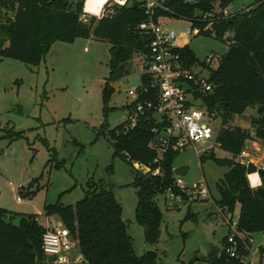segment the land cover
<instances>
[{
	"label": "rangeland",
	"instance_id": "obj_1",
	"mask_svg": "<svg viewBox=\"0 0 264 264\" xmlns=\"http://www.w3.org/2000/svg\"><path fill=\"white\" fill-rule=\"evenodd\" d=\"M257 1L232 0L225 8L238 13ZM213 8L224 9L218 3ZM10 17L5 13L1 22ZM161 24L178 37L191 29L190 22L181 18L164 17ZM207 29L212 37L192 35L187 46L198 61L209 52L225 53L234 36V31L228 30L215 39L213 24ZM109 49V43L92 37L54 43L38 66L0 58V210L8 213L7 222L17 224L19 216H37L35 222L51 228L52 222L60 219L45 215L46 206L57 202L74 205L92 188L112 189L137 256L151 251L163 264H206L203 258L212 249L219 251L227 235L214 200L220 197L216 184L229 170L208 155L212 152L216 158L227 160L233 157L219 147L198 154L208 146L202 143L177 152L172 168L188 167V173L178 179L187 188L204 181L209 195L192 202H181L169 193L157 195L159 234L154 244H147L144 230L134 217L137 189L133 183L143 169L136 171L133 162L113 157L108 139V132L125 121L127 105L133 101L128 91L141 85L143 62L136 54L124 65L125 73L113 82L108 110L104 111L101 93L109 77ZM254 109L234 116L229 126L246 128L256 114ZM213 122L211 129L221 130L217 116ZM16 133L22 137L17 138ZM233 160L240 162L237 156ZM11 216L14 219H9ZM252 236L245 264H264V236ZM42 263L55 264L45 256ZM69 264L86 263L73 260Z\"/></svg>",
	"mask_w": 264,
	"mask_h": 264
},
{
	"label": "trees",
	"instance_id": "obj_2",
	"mask_svg": "<svg viewBox=\"0 0 264 264\" xmlns=\"http://www.w3.org/2000/svg\"><path fill=\"white\" fill-rule=\"evenodd\" d=\"M77 1V3H75ZM138 8L131 6L114 7L112 15L100 19L90 17L89 23L79 21L84 0H0V58L12 59L28 66H38L56 42L72 43L76 39L95 38L110 44L108 63L109 77L102 89L104 111L113 88L110 83L125 73V64L134 55H145L149 39L140 34L137 27L147 20L142 2ZM161 8H155L152 20L175 17L187 20L191 29H198V35L212 37L208 23L197 20L200 15L210 12L214 5L225 8L232 0H160ZM254 8L233 14L230 20L213 23L214 37L218 39L228 30L234 31L218 68L212 72V91L201 96V102L210 114L220 119L221 130L216 142L224 152L238 156L248 140L250 131L229 126L234 116L242 115L248 107H259L258 119L254 124V135L264 142V0L254 3ZM5 13L11 17L1 22ZM182 54L191 62L197 61L188 47ZM251 67L256 71L253 74ZM149 77L141 76V84L148 83ZM153 91L142 94L138 101L151 100ZM153 121L142 120L135 128L124 132L122 125L108 132L113 148V157L126 162H138L151 166L157 154L153 149ZM17 138L22 137L16 133ZM177 152L164 154L160 176L135 177L133 186L137 189L135 221L144 230L147 244H154L159 234L161 213L154 201L157 195L180 194L174 185L172 163ZM218 166L229 170L216 187L219 199L215 205L230 213L238 207V230L252 235H264V169L252 164L244 165L233 159H218L211 152L208 155ZM56 168H59L57 166ZM257 173L261 186L249 187L247 175ZM185 198V196H183ZM122 207L112 190L92 188L84 198L74 205L63 206L59 202L46 206L48 216L55 215L77 241L78 251L86 264H163L155 252L141 256L134 253L126 225L121 218ZM8 213L0 210V264H43L45 256L41 250V238L45 228L34 221L37 216H19L17 224L6 221ZM11 216L9 219H14ZM225 244V238L222 245ZM262 254L263 248H259ZM240 259H230L223 250L212 249L203 258L206 264H243L241 258L249 252L240 246Z\"/></svg>",
	"mask_w": 264,
	"mask_h": 264
},
{
	"label": "built area",
	"instance_id": "obj_3",
	"mask_svg": "<svg viewBox=\"0 0 264 264\" xmlns=\"http://www.w3.org/2000/svg\"><path fill=\"white\" fill-rule=\"evenodd\" d=\"M86 1L79 21L87 24L89 17L101 18L105 15H112L114 7L131 6V0H95L98 3L94 10H86ZM147 20L140 23L137 30L140 34L149 39L148 50L145 55H140L143 62L144 75L148 76V83L140 85L136 90H129L128 95L133 101L127 105V115L122 130L127 132L142 121H153L154 135L153 149L157 157L153 164L156 166H144L133 162L135 170L143 169L144 176H160V162L167 152H180L187 145L198 143L208 144L207 148L197 153H207L215 147H219L216 138L219 133L211 129L215 114L207 112L201 102V96H206L212 91L210 76L214 72L224 53L209 52L202 61L191 62L182 54V49L188 46L192 35H198V29H190L180 37L175 32L167 29L160 23L161 18L152 20L155 8H161L160 0H140ZM138 2V1H137ZM233 14L228 7L220 10L213 8L210 12L200 15L197 19L208 24L219 21L230 20ZM232 44V41L229 42ZM139 91L146 94L153 91V98L143 102L138 101ZM214 126V125H213ZM214 128V127H213ZM253 136V135H252ZM215 141L213 146L211 141ZM241 164L248 165L246 160L247 152L243 149L237 156ZM175 177L174 185L179 189L180 194L168 192L174 199L181 202H192L203 200L208 197V189L202 181L187 188L178 177ZM185 196V198L183 197ZM21 202V198H16ZM219 215L227 227L225 244L221 250L230 259H240L238 251L242 249L250 252L253 238L251 235L238 230V213H230L219 209ZM41 238V250L46 258L51 259L55 264H69L83 261L78 251L77 241L70 235L69 230L60 222H52V227H45ZM245 258L241 261L245 264Z\"/></svg>",
	"mask_w": 264,
	"mask_h": 264
},
{
	"label": "crops",
	"instance_id": "obj_4",
	"mask_svg": "<svg viewBox=\"0 0 264 264\" xmlns=\"http://www.w3.org/2000/svg\"><path fill=\"white\" fill-rule=\"evenodd\" d=\"M254 4L246 7L244 10L240 11V12H243V11H247L248 9H250L249 7L251 8H254L255 6H253ZM161 20L162 18L160 19V23H161ZM140 56V55H139ZM141 58V57H140ZM143 75V74H142ZM112 88L114 87V84L111 83L110 85ZM255 107L254 109V113H256L255 115L251 116L250 118V121L246 123L247 127L244 128V129H247L248 131H250V134H249V138L248 140L245 141V144H244V147L243 149L247 152V158L246 160H248L249 164H252L253 166H255L257 169H264V142L257 138L253 131H254V124L256 122V120L258 119V108L259 107H256V106H251V107H248L247 109H251L253 111V108ZM246 109V110H247ZM245 125V123H244ZM243 125V126H244ZM243 128V127H242ZM253 135V136H252ZM242 149V150H243ZM223 153L225 155H228L229 158H230V154L227 153V152H224ZM255 175L256 178L255 179H252L251 176ZM247 182L249 184V187L252 188V189H257L261 186V181H260V178L258 176L257 173H251L249 175H247ZM258 181V182H257ZM255 185V186H254ZM236 213L238 212V208L236 209L235 211ZM262 234V233H261ZM253 235V234H252ZM251 235V237L253 238V236ZM263 235V234H262ZM264 236V235H263ZM225 238V237H224ZM260 248V247H259Z\"/></svg>",
	"mask_w": 264,
	"mask_h": 264
},
{
	"label": "water",
	"instance_id": "obj_5",
	"mask_svg": "<svg viewBox=\"0 0 264 264\" xmlns=\"http://www.w3.org/2000/svg\"><path fill=\"white\" fill-rule=\"evenodd\" d=\"M75 3H77V1H75ZM131 8L137 9L138 8V2L133 1L131 3ZM251 70H252L253 74L256 75V71L254 70V68L251 67ZM187 173H188V167H177V168L173 169V174L176 177H184ZM110 190H112V189H110Z\"/></svg>",
	"mask_w": 264,
	"mask_h": 264
},
{
	"label": "bare ground",
	"instance_id": "obj_6",
	"mask_svg": "<svg viewBox=\"0 0 264 264\" xmlns=\"http://www.w3.org/2000/svg\"><path fill=\"white\" fill-rule=\"evenodd\" d=\"M94 1H95V0H87V1H86V10H94V11L97 13V9H94V6H95V5L97 6L98 3H96V2L94 3ZM251 178H252V179H255L256 176L253 175V176H251Z\"/></svg>",
	"mask_w": 264,
	"mask_h": 264
},
{
	"label": "clouds",
	"instance_id": "obj_7",
	"mask_svg": "<svg viewBox=\"0 0 264 264\" xmlns=\"http://www.w3.org/2000/svg\"><path fill=\"white\" fill-rule=\"evenodd\" d=\"M121 3H123V0H120ZM258 182V181H257ZM255 186V185H254Z\"/></svg>",
	"mask_w": 264,
	"mask_h": 264
}]
</instances>
